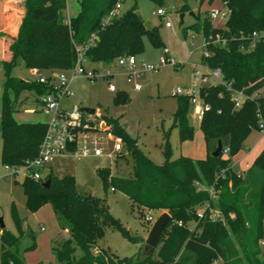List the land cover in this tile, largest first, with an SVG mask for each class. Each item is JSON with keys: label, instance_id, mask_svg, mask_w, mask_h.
<instances>
[{"label": "trees", "instance_id": "1", "mask_svg": "<svg viewBox=\"0 0 264 264\" xmlns=\"http://www.w3.org/2000/svg\"><path fill=\"white\" fill-rule=\"evenodd\" d=\"M79 1L78 16L65 23L62 13L67 9V0H25L18 34L11 37L0 33L6 46L5 58L0 61V70L5 75L0 87L1 162L5 166H20L37 157L48 128L46 123H17L14 119L23 92L38 96L48 92L44 85L11 76L18 61L30 70L70 71L76 64V46L85 45L94 34L98 35V41L86 52L87 60L92 63H112L125 55L142 54L145 37L154 47L164 46L158 30H147L143 18L135 14L136 5L102 27L106 13L122 0ZM149 1L159 7L164 4V0ZM222 3L231 12L224 27H214L209 18L203 20L201 31L205 41L219 36L225 45L210 43L209 56L203 55L201 63L209 69L220 68L225 83L251 96L264 87V40L254 49L248 48L251 34L264 32V0H222ZM184 10L185 6L180 12ZM197 27L198 23L183 31L187 34ZM116 93V102L126 103L128 96ZM201 96L208 106L200 121L206 148V158L201 160L184 156L172 160L165 134V162L156 165L120 125L119 119L101 117L108 131L122 138L126 152L132 157L134 173L133 178L120 179L113 177L110 169L99 168L96 174L105 190L111 188L123 193L141 209L167 212L170 216L159 246L149 257L141 252L131 258L93 253L104 239L107 227L119 230L134 243L140 240L130 236L110 214L104 200L82 191L75 177L57 178L50 173L44 180L50 181L48 189L42 187L44 182L23 181L26 209L36 213L50 205L59 228L68 233L67 238L52 247L59 264H214L219 261L264 264V178L253 184L248 176L254 169L264 171V151L255 158L245 177L232 167L244 140L253 129L258 131L259 116L264 119V97L247 100L241 109H236L222 85L202 88ZM189 107V99L179 97L172 116V128H178L181 143L194 138V130L188 123ZM219 143L222 152L213 157ZM70 150L74 151L75 146ZM214 212L219 217L213 218ZM13 218L18 235L1 230L0 264H25L24 253L37 248L35 233L24 229V220L17 214ZM190 223L195 224L193 229ZM25 238L30 243L21 249Z\"/></svg>", "mask_w": 264, "mask_h": 264}, {"label": "rangeland", "instance_id": "2", "mask_svg": "<svg viewBox=\"0 0 264 264\" xmlns=\"http://www.w3.org/2000/svg\"><path fill=\"white\" fill-rule=\"evenodd\" d=\"M134 5L137 6L143 20L158 30L164 45L161 48L154 47L145 37L144 52L135 56L138 65L158 66L160 59L164 57L165 49L170 51L177 65L175 67L166 65L156 71L145 73L137 80L142 87L141 92H134L126 79L120 76L121 69L116 61L112 63L89 62L85 65V69H97L96 79L89 80L84 76L75 78L69 84L71 96L60 100L61 107L94 110L97 124L101 125V129L97 128V131L92 132L87 138H81L75 151L56 158L52 163L53 175L57 178L75 177L82 191L104 200L110 214L119 221L130 236L140 240L139 243H134L119 230L107 227L104 239L93 249L96 256L108 253L119 258H131L139 255L140 252L143 254L145 242L154 223L162 214L167 213L141 209L123 193L113 191L111 188L105 190L96 174L99 168L110 169L112 176L120 179L133 178L134 173L132 157L124 147L121 153L114 151V142L108 137L107 125L101 117L119 119V123L131 137L138 140L140 149L156 165H162L165 162V134L168 136L172 160L181 156L196 157L205 151L200 120L195 116L191 106L188 112V123L194 130L193 140L181 144L178 128H172V115L179 99L173 93L177 89H185L191 85L194 68L201 72L207 70L201 63L205 44L204 36L200 31L192 30L184 36L183 29L194 22L199 23V28H201L203 20L209 19L210 12L215 9L225 11L224 5L221 0H204L202 3L201 0H164L163 6L159 7L149 0H122L119 14L130 10ZM184 6L185 10L180 12ZM160 8L165 11V16L157 15ZM80 9L79 0H67V9L62 13V21L67 23L69 19L76 18ZM166 23H170L172 27L167 28ZM212 24L222 27L224 22L212 20ZM106 69H110L114 77L104 78L103 74ZM49 74L50 72L45 73L46 76ZM58 75L71 79L73 71L59 72ZM11 76L31 83H36L38 79V75L27 69L22 61H18L11 70ZM4 82V71L0 70V87ZM110 85H113L119 92L127 93L126 103L116 102L115 97L118 93L111 92ZM39 100L40 96L36 93L23 92L17 111L14 113L15 121L17 123L48 124L49 115L44 111ZM84 148L98 149L102 155L84 157L82 156ZM1 151L2 139L0 137V219L3 220L5 230L18 235L13 218V215L17 214L20 219L24 220V229L32 230L37 237V248L23 255L25 264H59L52 253V247L67 238L68 233H62L64 231L59 228L50 205L44 206L36 213H30L26 209V197L21 186L24 180L20 179L16 184L12 178H6L9 172L1 162ZM262 151H264V134L253 129L244 140L239 153L254 155ZM235 161H232L233 169L236 172H242V165L234 164ZM262 178H264V171L256 170L253 183L259 184ZM148 216L152 217L153 222L146 220ZM194 226V223L189 224L191 229ZM29 243V239H23L21 249H25ZM214 264L223 263L219 261Z\"/></svg>", "mask_w": 264, "mask_h": 264}, {"label": "built area", "instance_id": "3", "mask_svg": "<svg viewBox=\"0 0 264 264\" xmlns=\"http://www.w3.org/2000/svg\"><path fill=\"white\" fill-rule=\"evenodd\" d=\"M225 11L212 10L209 18L218 22H224L228 20L230 16V10L225 7ZM121 9V3H117L112 7L104 16L102 20V27L111 24L116 18L120 16L119 11ZM157 15L165 16L166 13L163 9L157 11ZM167 28H171L170 23H166ZM249 39V50L255 48L256 44L264 40V32H254ZM98 41V35L94 34L91 39L85 45H77L76 53L77 59L75 67L71 70L73 75L71 79H67L63 75H58V71H49V76L45 75V71L32 70L33 73L38 75L37 83L44 85L48 88V92L40 96V103L44 108V111L50 116L48 128L44 140L42 141L39 153L34 159L28 160L26 163L20 166H5L9 172L6 178H12L14 182L18 180L30 179L35 182H44L45 178L49 175L48 169L53 161L58 157L65 156L71 147L75 148L81 138H87L92 132L97 131L101 125L97 124V116L91 115L79 107L63 108L60 106V100L64 97H70L71 91L69 84L77 77H86L89 80H94L97 77L98 70H86L85 65L89 63L86 58V52L96 45ZM210 43L225 45V40L220 39L217 36L215 39L205 41L203 55L209 56L208 46ZM121 69V76L126 79L127 84L132 86L135 92L142 90L141 85L137 82L147 72H153L160 67L171 65L176 66L177 63L172 58V55L168 49L164 51V57L159 61V65H138L135 56L125 55L115 60ZM207 68V67H206ZM104 78L114 77V73L110 69H106ZM222 85L230 93V99L236 109H241L247 100H254L264 97V87L255 91L251 96H248L245 91H236L232 88L231 84L223 81V73L220 68L209 69L205 72L198 71L194 68L192 75V82L188 88L177 89L173 95L176 97H185L189 99L190 104L193 107L195 116L201 121L204 112L208 109V106L204 102L201 96V90L205 86ZM111 92H117L113 85L109 86ZM101 129V128H100ZM258 131L264 134V119L259 116ZM108 137L114 142V151L121 153L123 151V140L120 137L114 136L109 131ZM76 150V149H75ZM74 150V151H75ZM228 153V149L225 150ZM90 155L101 156V151L98 149L90 150L84 148L82 156L87 157ZM213 194V193H212ZM215 197V195L213 194ZM199 216L202 213L198 214ZM213 218L219 217L218 212H214ZM148 222H153L151 216L146 218ZM43 230V229H42Z\"/></svg>", "mask_w": 264, "mask_h": 264}, {"label": "crops", "instance_id": "4", "mask_svg": "<svg viewBox=\"0 0 264 264\" xmlns=\"http://www.w3.org/2000/svg\"><path fill=\"white\" fill-rule=\"evenodd\" d=\"M0 1H1V4H0V33L9 35L11 37H15L18 34L19 27L21 25L22 18H23L24 13H25V9H24V1L25 0H0ZM21 3L23 5H21ZM19 5H21V7ZM194 24H195V22L192 23V24H190L189 26H187L185 28H188V27H190V26H192ZM224 25H225V23H224ZM224 25L222 27H220V26H214V27L223 28ZM192 31H194V30H192ZM199 31L202 33L201 28H199V23H198V27H197V30H195V32H199ZM183 34H184V36L187 35V34H185L184 31H183ZM5 47H6L5 46V43H4L3 39L0 37V48H1L0 49V54H1L0 61L4 60V58H5V56H4L5 55ZM3 51H4V54H3ZM121 77H123V76H121ZM120 92H123V93H125L127 95V93L124 92V91H120ZM190 106L192 107L191 104H190ZM63 108L66 109L68 107L64 106ZM176 109H177V107H176ZM48 118L50 119V116H48ZM102 128H104V125H102ZM134 139H136V138H134ZM137 142H138V140H137ZM185 143H187V142H185ZM185 143H181V144H185ZM204 149H205V151L203 153H199V156H196V157L195 156L194 157L193 156H191V157L190 156H184V157H189V158H191L193 160L205 159L206 158V148L204 147ZM260 153H255L254 155H252V154L239 153L237 156H235L233 158V160H232V161L236 160L234 164L240 163L242 165V172H237V173H239V174L243 175V177H245L247 175V173H249V170L251 169L252 164H253L255 158ZM256 170H260V169H254L248 175L252 183H253L254 177L256 176ZM48 172H49V174L50 173L53 174L52 164L49 166ZM253 184H255V183H253ZM62 233L65 234V232H62Z\"/></svg>", "mask_w": 264, "mask_h": 264}, {"label": "water", "instance_id": "5", "mask_svg": "<svg viewBox=\"0 0 264 264\" xmlns=\"http://www.w3.org/2000/svg\"><path fill=\"white\" fill-rule=\"evenodd\" d=\"M135 14L138 17H141V13L139 11H136ZM192 16H194V14H191ZM181 18H183V16H181ZM145 27L147 30H151L152 26L150 25L149 22H145ZM84 112L88 113V114H95L94 110H90V109H83ZM222 152V144L219 143L218 147L216 149V151L212 154L213 157H218L220 156ZM50 186V181L44 182L42 183V187L48 189ZM170 216L167 213L162 214L157 221L154 223L148 239L145 242V246H144V250H143V256L145 257H149L153 254L154 250L159 246L160 242H161V238H162V233L164 231V229L169 225L170 223ZM0 229L4 230L5 229V225L3 223V220L0 219Z\"/></svg>", "mask_w": 264, "mask_h": 264}]
</instances>
